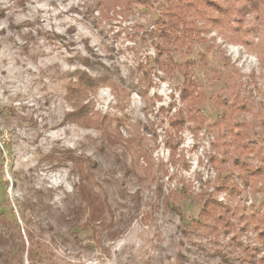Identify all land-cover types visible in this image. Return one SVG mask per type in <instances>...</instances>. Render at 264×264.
I'll return each mask as SVG.
<instances>
[{"label":"rangeland","instance_id":"rangeland-1","mask_svg":"<svg viewBox=\"0 0 264 264\" xmlns=\"http://www.w3.org/2000/svg\"><path fill=\"white\" fill-rule=\"evenodd\" d=\"M217 4L0 0V264H264V0Z\"/></svg>","mask_w":264,"mask_h":264},{"label":"trees","instance_id":"trees-1","mask_svg":"<svg viewBox=\"0 0 264 264\" xmlns=\"http://www.w3.org/2000/svg\"><path fill=\"white\" fill-rule=\"evenodd\" d=\"M117 2H122L123 4H125L124 8L127 9L126 10H130V7L134 4H141L143 6L146 7H152L153 5V0H115ZM179 1V6L176 7L173 5L172 8H169L168 11L166 12V15L171 19V21H178L177 24L174 23L175 27H179V23L181 20V15L179 10V7L182 3H185L187 0H178ZM207 6H212L214 7L219 13L225 14L227 12V10L229 9H224L223 7L219 6L217 4V0H203ZM229 1H233V0H229ZM250 1V0H249ZM252 1V0H251ZM255 7L259 8V6L262 4L263 0H253ZM254 7V8H255ZM164 35L167 36L168 33L166 30L163 31ZM163 66L166 65L165 61H163ZM107 77H98V78H94L92 76H90L88 73H84L83 75L78 76V80L77 83L79 84L80 89L82 90H92L95 89L97 87V85L101 82V81H107ZM142 92V91H139ZM186 90L183 91L184 96H189L190 93L188 92L186 95ZM29 238L32 235L31 232H28ZM25 244H22V249H24ZM33 251H30L29 249V255L32 256Z\"/></svg>","mask_w":264,"mask_h":264}]
</instances>
